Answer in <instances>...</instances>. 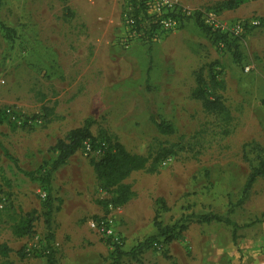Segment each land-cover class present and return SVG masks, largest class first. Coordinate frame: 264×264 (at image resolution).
Segmentation results:
<instances>
[{"label":"rangeland","instance_id":"rangeland-1","mask_svg":"<svg viewBox=\"0 0 264 264\" xmlns=\"http://www.w3.org/2000/svg\"><path fill=\"white\" fill-rule=\"evenodd\" d=\"M225 1L173 0L176 24L147 41L125 19L134 17L129 0H4L0 22L15 34L0 28V245L12 252L0 264H47V193L25 173L52 163L57 141L88 119L96 145L86 141L52 179L57 264H112L114 244L130 252L156 233L158 199L167 208L160 211L164 226L191 214L226 215L239 202L258 165L254 145L264 149V0L218 10ZM197 19L237 41L242 62L216 46ZM210 70L223 88L212 87ZM201 89L223 100L229 123L204 109ZM154 121L175 133L160 134ZM107 139L145 157L176 144L188 150L155 172L133 173L126 183L134 198L114 208L91 163L103 157ZM32 213L33 233L15 237L13 226ZM232 219L249 225L236 240L224 224L193 223L171 243H154L140 262L124 257L120 264H264V179Z\"/></svg>","mask_w":264,"mask_h":264},{"label":"trees","instance_id":"trees-1","mask_svg":"<svg viewBox=\"0 0 264 264\" xmlns=\"http://www.w3.org/2000/svg\"><path fill=\"white\" fill-rule=\"evenodd\" d=\"M248 1L249 0H227L218 7V10L233 11ZM129 2L131 3L133 15L136 19V29L140 34H142L144 40L147 41L153 40L155 33L160 28L159 21L162 17L169 15L175 16L174 12L171 14L168 12L165 14V16H160L157 14L155 16H151L148 13L149 7L146 0H129ZM3 3L4 0H0V9L3 6ZM197 25L211 38L212 42L216 46L222 45L224 48L228 49V51L232 53L236 63L242 62V54L237 41L231 39L227 34L222 33L220 30H214L212 27L200 21V19H197ZM0 28L8 37H11L15 34V30L6 27L1 22ZM149 73L150 69L148 70V74ZM218 78L219 74H216L213 70H210L209 82L212 87L223 88V84L218 80ZM197 80L199 86L205 88L207 82L202 70L197 73ZM196 98L203 102L204 109L209 114L216 116L224 123H229L231 121V113L220 97L210 99L208 98V92L201 89L197 92ZM0 118V121L2 122L3 118L1 115ZM154 122L160 134L171 135L175 133V128L172 124H169L165 121ZM94 123L95 122L93 120L88 119L82 127L71 130L66 135V137L59 139L54 146L53 151L57 153V158L52 163H45L44 168L41 171L25 173V175L32 181L39 182L47 193V198L43 203V208L45 211L44 217L48 229V235L46 237V254H44L47 264H57L56 251L54 248V241L56 237L53 231V218L54 213L59 211L60 208H55L54 206L55 198L53 196L52 179L54 174L68 163L70 158H72L78 152V150L82 148L86 141L90 140L94 145H96L97 141L94 138L91 130ZM106 141H108L109 146L104 148L103 157L99 161H92L91 163L97 176L100 190L112 195V198L110 200H105V203L108 206H112L114 208L125 206L134 198L135 193L132 190V187L126 183V180L133 173L142 170L155 172L162 161L174 157L180 152L188 150L187 144H176L170 147L161 148L155 157H145L142 155L132 154L123 144L119 142L118 139L114 141L107 139ZM92 148H95V146ZM253 151L257 154L258 165L252 167L242 191L241 199L235 206H230V209L226 215L214 213L197 215L191 214L183 216L173 226H164L163 222L160 221V211L162 209L166 210L167 208H165L166 205L164 200L158 199L156 202L157 211L154 220L156 233L150 236L144 242H140L130 252H124L119 244H114L115 246L112 252V264H120L124 257H129L134 261L140 262V256L147 249L151 248L154 243L161 241L164 244L171 243L177 235L182 234L193 223L207 225L212 223L224 224L232 228L233 238L236 240L238 237V231L249 225H239L232 219V215L235 213V207L242 206L249 198L250 193L258 180L264 179V149L259 145H254ZM6 155L18 166L17 160L7 151ZM34 223V214H29L26 219L21 220L20 223L13 226V235L17 238H23L31 235L34 231ZM11 252L12 250L8 246L0 245V255H8ZM18 254L22 258L26 257L23 251L18 252Z\"/></svg>","mask_w":264,"mask_h":264},{"label":"built area","instance_id":"built-area-1","mask_svg":"<svg viewBox=\"0 0 264 264\" xmlns=\"http://www.w3.org/2000/svg\"><path fill=\"white\" fill-rule=\"evenodd\" d=\"M121 1V0H119ZM147 1H150V0H146ZM152 6L155 7L157 9V15H164L167 14L168 12H170L174 7V2L173 0H153L152 2ZM134 18V19H133ZM133 18H129V16H125V19L127 21L128 24L132 23L134 24L135 23V26H136V19L135 17ZM160 23V26L161 28H165V29H170L172 28L175 24H176V21L169 15V16H166V17H162L161 20L159 21ZM91 150V148H90ZM2 198V194L0 193V200ZM2 207V205L0 206ZM92 226L95 228V229H101L103 232H107L109 235H112V230H106V226L105 224H92Z\"/></svg>","mask_w":264,"mask_h":264}]
</instances>
